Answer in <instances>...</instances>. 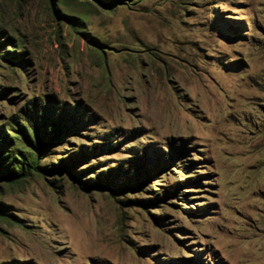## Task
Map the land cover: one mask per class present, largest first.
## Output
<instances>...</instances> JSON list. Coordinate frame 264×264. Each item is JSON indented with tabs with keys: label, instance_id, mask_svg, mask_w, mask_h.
Returning <instances> with one entry per match:
<instances>
[{
	"label": "rangeland",
	"instance_id": "374dc122",
	"mask_svg": "<svg viewBox=\"0 0 264 264\" xmlns=\"http://www.w3.org/2000/svg\"><path fill=\"white\" fill-rule=\"evenodd\" d=\"M0 264H264V0H0Z\"/></svg>",
	"mask_w": 264,
	"mask_h": 264
},
{
	"label": "trees",
	"instance_id": "16d2710c",
	"mask_svg": "<svg viewBox=\"0 0 264 264\" xmlns=\"http://www.w3.org/2000/svg\"><path fill=\"white\" fill-rule=\"evenodd\" d=\"M37 171H40V169H38V167L30 165L28 169L23 168V169L19 170L18 172L14 171L11 174H9L7 177V181L9 183H17L18 181H21L24 178L30 176V174L32 172H37Z\"/></svg>",
	"mask_w": 264,
	"mask_h": 264
}]
</instances>
